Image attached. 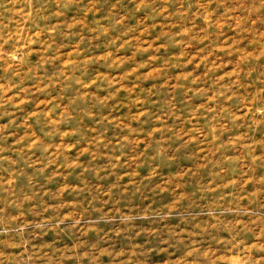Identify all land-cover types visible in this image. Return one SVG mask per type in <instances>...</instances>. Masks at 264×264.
Here are the masks:
<instances>
[{"label":"rangeland","instance_id":"rangeland-1","mask_svg":"<svg viewBox=\"0 0 264 264\" xmlns=\"http://www.w3.org/2000/svg\"><path fill=\"white\" fill-rule=\"evenodd\" d=\"M0 264H264V0H0Z\"/></svg>","mask_w":264,"mask_h":264}]
</instances>
